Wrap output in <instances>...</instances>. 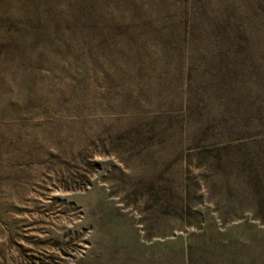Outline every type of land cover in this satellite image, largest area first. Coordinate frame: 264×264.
I'll use <instances>...</instances> for the list:
<instances>
[{
    "label": "rangeland",
    "instance_id": "obj_1",
    "mask_svg": "<svg viewBox=\"0 0 264 264\" xmlns=\"http://www.w3.org/2000/svg\"><path fill=\"white\" fill-rule=\"evenodd\" d=\"M0 264H264V0H0Z\"/></svg>",
    "mask_w": 264,
    "mask_h": 264
}]
</instances>
